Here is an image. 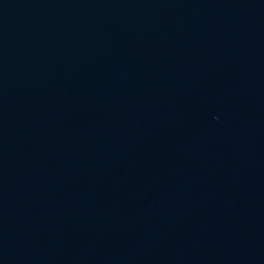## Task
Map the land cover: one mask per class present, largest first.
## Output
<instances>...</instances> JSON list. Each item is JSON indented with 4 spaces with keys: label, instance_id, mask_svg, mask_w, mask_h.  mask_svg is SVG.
I'll use <instances>...</instances> for the list:
<instances>
[{
    "label": "water",
    "instance_id": "95a60500",
    "mask_svg": "<svg viewBox=\"0 0 264 264\" xmlns=\"http://www.w3.org/2000/svg\"><path fill=\"white\" fill-rule=\"evenodd\" d=\"M0 264H264V0H0Z\"/></svg>",
    "mask_w": 264,
    "mask_h": 264
}]
</instances>
